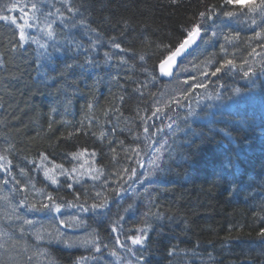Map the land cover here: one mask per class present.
I'll list each match as a JSON object with an SVG mask.
<instances>
[{
	"label": "trees",
	"instance_id": "obj_1",
	"mask_svg": "<svg viewBox=\"0 0 264 264\" xmlns=\"http://www.w3.org/2000/svg\"><path fill=\"white\" fill-rule=\"evenodd\" d=\"M13 2L17 9L6 14L23 23L19 8L24 7L31 16V5L37 0H0V9ZM218 3L219 0H69L73 12H68L62 0H43L38 3V16L55 13L59 8L69 25L64 27L57 20L60 50H54L53 42L48 41L50 59L34 43L21 47L16 26L0 21V155L12 161V175L26 184L24 194L29 202L33 183L37 189L51 192L58 202H66L74 199V191L82 194L87 190L92 196L108 179L106 218H97L91 212L78 213L75 208L62 209L65 215L71 212L85 221L83 227L72 231L91 232L100 252L91 247L66 248L49 243L51 264H81V257L87 258L86 264H116L113 249L121 257V264H264V58L249 71V77H243L237 69L225 70L217 77L203 76L207 88L195 90L191 101L196 114L188 116L186 107L174 110L178 115L173 127L178 123L184 131L169 139L171 154L165 152L163 171H157L143 185L138 180H128L124 172L125 168H136L138 174L142 173L136 153L144 162L154 147H145L148 142L140 118L150 117L154 111L149 93H162L175 79L166 82L157 71L161 54H167L165 46L171 48L183 40L199 12L205 11L206 5ZM256 19L259 24V17ZM81 20L84 25L79 23ZM250 23L247 18L231 24L217 21L221 33L240 31L235 46L227 48L228 58L235 60L238 69L255 55H250L255 44L250 47L248 43L254 35ZM29 32L36 35V29ZM39 38L41 42L46 40ZM113 38L126 51L113 48L109 43ZM223 42L221 35L215 42L196 47L183 59L179 79L200 77L201 72L214 70L211 65L218 66L217 62L224 58L220 48ZM76 44L83 47L77 49ZM140 55H144V61H140ZM86 56H91L92 64L85 63ZM121 57L127 63H122ZM66 64L73 68L61 76ZM153 68L157 79L151 81L148 71ZM137 88L143 96L135 91ZM147 123L167 133L165 126L172 121L161 116ZM102 130L107 133L103 140L98 138ZM118 141H123V147ZM85 148L88 153L80 161L68 155ZM93 151L95 157L89 154ZM42 154L55 164H63L74 177L84 173L81 184L67 180L74 184L73 189H68L66 177L57 175L64 186L51 185L43 170L38 169ZM84 159L88 164L81 169L79 164ZM45 163L52 167V163ZM73 167L76 173H71ZM89 168L103 170L100 181L89 178ZM116 174L126 181L118 193L111 191L117 187ZM4 176L0 172V177ZM0 185L6 192L12 186ZM20 198L17 195L16 199ZM20 212L29 218L35 216L26 208ZM120 217H124L123 233H113L111 223ZM145 220L150 225L148 239L144 246H134L135 254L116 243L118 237L121 243L130 245L126 240L128 229L143 227ZM3 251L0 249V264H6Z\"/></svg>",
	"mask_w": 264,
	"mask_h": 264
},
{
	"label": "snow or ice",
	"instance_id": "obj_2",
	"mask_svg": "<svg viewBox=\"0 0 264 264\" xmlns=\"http://www.w3.org/2000/svg\"><path fill=\"white\" fill-rule=\"evenodd\" d=\"M43 2V0H37V3H32L31 7L34 10L31 16L25 12L24 7H20L19 11L23 14L20 19H23V23L17 22V17L7 15V12L15 11L18 5L13 2L10 5H6L4 8L0 9V21H7L16 26V29L19 31V41L18 43L21 47L24 44L34 43L38 46V48L43 49L44 52L42 55H48V58H51V54L47 52L49 48L48 41H52L51 47L59 51L60 41L57 40L56 37V24L57 20H59V24L64 27H69L66 23L67 17H64L63 13L60 9H56L55 13H47L42 14L41 16L37 15V12H40V8L38 7V3ZM62 2L66 5L68 12H73V7L69 4V0H62ZM259 17L260 23L257 24L256 17ZM243 18H247L250 20L249 28L253 32V36L248 38L249 46L251 47L255 44V47H251V54L260 55L264 57V0H219L218 4L206 5L205 11H201L198 14V19L195 20L191 27L186 30V36L183 40L178 41L177 44L171 48L165 46L167 54H161L162 58L159 60V70L161 75L168 77L171 82L173 78L177 81L178 87L173 90L172 94L167 96V102H165L162 97L165 96L164 93H149L152 98V107L154 111L150 117L144 118L141 117V123L144 128V139L148 142L145 147L151 148L154 146V151L152 152L150 158L147 161V171L143 173L137 172L136 168H125L124 172L128 176V180H138L141 183L145 181H150L151 178L155 175L157 171H163L161 167V163L164 161L165 152L170 153L171 144L169 143V139L171 137H175L177 132L184 131L183 128L177 123L175 127L173 124L176 122V117L178 112L174 110H179L182 108L188 109V116L195 115V109L191 106V101L194 98L195 90L207 88V85L199 80L195 76H191L192 83H189L188 79H185L183 82L179 81L180 75V66L183 62V59L191 54V51L195 49L193 46L195 45L197 48L200 44H208L210 41L215 42L222 35L224 42L220 45L221 52L223 54V60L218 61L217 64L211 65L214 69L210 72H201V75L207 79L208 77H217V74L222 73L225 70H233L237 69L238 71L243 72V77H249L250 70H244L243 68H237L236 62L234 59L228 58L229 53L227 51L228 46H235V42L240 39V31L229 32V33H221L217 28V21L220 24H231V23H239ZM81 25H84V21H79ZM255 27H252V26ZM71 27H76V24H72ZM256 28H260V31H257ZM29 29H36V35H33L29 32ZM242 30V29H241ZM39 37H46L44 42H41ZM199 41V43H198ZM112 47L115 49H120L121 52L126 51L121 48L120 43L115 42V38L109 41ZM70 45V42H69ZM75 47L77 49L83 47L81 44H76ZM92 47H95V41L92 44ZM257 48L260 49V52H257ZM106 58H111L110 54L105 52ZM140 61H144V55H140ZM122 63H127L123 57H121ZM85 63L92 64L93 59L91 56L85 57ZM211 63V62H209ZM73 68L72 64H66L64 71L61 72V76H64L68 71ZM175 68V71L173 70ZM144 71H148L144 69ZM184 71L187 72L188 69L185 67ZM148 76L151 81L157 79L155 76V68L152 71H148ZM219 78V77H218ZM144 87L147 88V84H144ZM135 91L141 92V96L144 93L140 88L135 89ZM238 91V89H237ZM179 95H176V93ZM123 101V97L120 98ZM88 108H92V104H88ZM119 111V109H116ZM107 115V113H105ZM161 116L166 117L172 123H168L165 127L167 128V133H165L163 128L158 127L156 124H148L147 120L157 118L159 119ZM89 125H91V121H89ZM81 127H83V121L81 122ZM155 128L156 131L153 132L152 129ZM79 131V129L77 130ZM194 131V130H193ZM72 133L69 134V138ZM95 135V133H93ZM107 133L105 131H101L99 134V139L103 140L106 138ZM168 138H165V137ZM137 139L139 137H136ZM112 141L109 140V144L111 145ZM119 146L123 147V141H118ZM5 152L9 151V149H5ZM111 151L113 153L116 152L115 148H112ZM88 153V149L85 148L83 150H78L69 153L72 160L80 161L85 157V154ZM92 157L96 156V152L93 151L89 153ZM147 154V153H145ZM137 160L136 163L139 167H145L143 162L140 160V153L137 152ZM115 159V157H114ZM52 163V167H47L45 162ZM32 163V162H30ZM85 164H88V160L84 159V162L79 164L81 169L84 168ZM39 170H43L44 177L50 181L51 185H56L59 187H63L60 181L57 179V175L66 177L65 184L68 189H73V183H67V180H73L75 184H81V177L84 173H80L79 176H72L69 173L68 169H65L63 164H55L52 161H49V157L46 155H41L40 164L38 165ZM56 170H59L58 173ZM0 172L4 173V177H0V182H2L3 186H7L11 183V188L5 193L3 187H0V249H4L6 245L11 243L13 246L20 243V241L24 242V251L27 252L30 245L28 244L26 237V228H31L34 224V221L27 219L26 216L20 214V210L26 208L31 212H55L57 215L53 217L55 221V239L59 242L65 243L66 246L72 247L76 243L81 244L85 248L91 247L94 248L96 252H100V246L94 237L93 234H89L92 238H81L79 241H71L62 239L66 234L61 230L62 227L69 229H78L84 226L85 221L78 215H72L65 217V212L62 209L67 208H75L78 213H89L91 212L95 217L104 219L107 216V209L109 206L110 197L106 194V189L108 188V179H105L101 183V190H95L92 196H89L87 190H85L82 194L79 191H74L72 193L74 199L68 200L66 202H58L56 196H54L51 192L45 191V189L40 188L37 189L35 184L31 185L32 189L35 190L36 194L40 196L42 199L36 202H29L26 192V185H22L20 180L16 179L15 176L12 175V161L7 158L6 155H0ZM21 174H24L25 170L23 168L20 169ZM77 168L73 167L71 169V173H76ZM89 178L93 182H97L101 180V176L104 175L102 169H88ZM95 172V174H91ZM118 176L117 187L112 188L111 191L118 193L122 188V183L124 178L122 176ZM10 177V179L5 178ZM93 189H96V184L93 183ZM17 195L21 198L16 199ZM81 195H83V201H81ZM91 199V203L88 201ZM15 201V202H14ZM46 201V202H45ZM131 208V206H129ZM105 210V211H100ZM20 221L21 223L17 226L16 222ZM123 221L124 217H120V219L111 223V231L121 232L123 233ZM143 227L137 226L134 229L129 228V234L126 236V240L130 241L131 244L121 243L120 239L117 237L116 243L120 245L121 248L126 249L127 252L133 253L134 246H144L148 239V231L150 225L147 220L143 222ZM43 227V226H42ZM135 234H132V233ZM32 237L36 241H43L45 239L44 234L40 229H37L31 233ZM264 235V232L261 233ZM51 237V234H49ZM106 247V245H105ZM40 256L46 255L45 251H40L38 253ZM111 255L116 258V264H121V257L118 252L113 249L111 251ZM138 260H142L141 257L137 258ZM29 264H32V257H28ZM81 264H86L87 258H80ZM131 264V262H129Z\"/></svg>",
	"mask_w": 264,
	"mask_h": 264
},
{
	"label": "rangeland",
	"instance_id": "obj_3",
	"mask_svg": "<svg viewBox=\"0 0 264 264\" xmlns=\"http://www.w3.org/2000/svg\"><path fill=\"white\" fill-rule=\"evenodd\" d=\"M263 58L264 57H262L260 55H254L252 58H250L243 65V69L244 70H251L253 67L257 66L263 60ZM197 78L199 80L204 81L203 76H200ZM185 79H188L189 83H192V80L187 78V77H182L179 79V81L183 82ZM177 87H178L177 81L174 79V81L171 84L167 85V87L162 92L165 94V96L162 97V99H164L165 102H167V96L171 95L173 90L176 89ZM176 95H179V93L177 92ZM153 151H154V147L151 149L147 159L143 162L145 167H141L142 173L147 171V161L150 158ZM147 182L148 181L141 183L139 181V184L143 185V184H146ZM0 187H2V186L0 185ZM4 192L6 193L5 190H4ZM27 192H28V190H27ZM28 195L31 198V202H36V201L42 199L40 196H38L36 194L35 190H31V192L29 191ZM34 213H35V216L33 218H29L23 212H20V214L23 216H26L27 219L34 221V224L31 228H28V226H25V228H26V237L25 238L27 239L28 244L30 245V247L28 248V251L27 252L24 251V242L23 241H20V243L16 244L15 246H13L10 243L6 248H4V251H3V259H4V262L6 264H29V260H28L29 256L32 257V264H50L52 261H51V257L48 254V251H47V245L49 243L58 244L59 246H64L66 248L84 247L79 243H76L72 247H68V246H66L65 243L59 242L57 239H55V236H56L55 221L53 220V217L55 215H53L49 212H34ZM68 216H70V215H65V217H68ZM36 218H38V219H36ZM42 218H50V219H42ZM20 223H21L20 221H17L16 225L18 226ZM37 229H40L41 232L44 234L45 239L43 241H36L34 239V237H32L31 233ZM61 230L64 231L66 234L62 239L71 240V241H79L81 238H85V237L92 238L89 236V234L91 232L76 234L72 231V229L64 228V227H62ZM49 234H51V237L49 236ZM42 250L46 252V255H44V256L38 255V253Z\"/></svg>",
	"mask_w": 264,
	"mask_h": 264
},
{
	"label": "water",
	"instance_id": "obj_4",
	"mask_svg": "<svg viewBox=\"0 0 264 264\" xmlns=\"http://www.w3.org/2000/svg\"><path fill=\"white\" fill-rule=\"evenodd\" d=\"M198 43H199V41H198ZM193 48L195 49L196 46L194 45ZM191 52H192V51H191ZM187 56H188V55H187ZM187 56H186V57H187ZM173 70L175 71V68H174ZM159 74L161 75L160 70H159ZM161 77H162L163 80H165V81H169V78H168V77H165V76H163V75H161Z\"/></svg>",
	"mask_w": 264,
	"mask_h": 264
},
{
	"label": "bare ground",
	"instance_id": "obj_5",
	"mask_svg": "<svg viewBox=\"0 0 264 264\" xmlns=\"http://www.w3.org/2000/svg\"><path fill=\"white\" fill-rule=\"evenodd\" d=\"M157 71H158V73H159V63L157 64ZM166 82H170V81H166ZM26 185V184H25ZM68 215H70V216H72V213L71 212H69V214ZM73 215H75V214H73ZM75 248V247H74ZM78 248H85V247H78ZM51 261H52V259H51ZM52 263V262H51ZM50 263V264H51Z\"/></svg>",
	"mask_w": 264,
	"mask_h": 264
}]
</instances>
